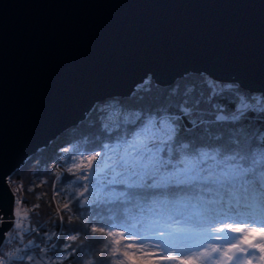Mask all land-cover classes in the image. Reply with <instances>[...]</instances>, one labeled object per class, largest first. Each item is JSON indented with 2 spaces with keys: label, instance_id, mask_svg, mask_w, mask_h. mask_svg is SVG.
<instances>
[{
  "label": "water",
  "instance_id": "obj_1",
  "mask_svg": "<svg viewBox=\"0 0 264 264\" xmlns=\"http://www.w3.org/2000/svg\"><path fill=\"white\" fill-rule=\"evenodd\" d=\"M187 73L264 98V0H0V243L29 155L97 102Z\"/></svg>",
  "mask_w": 264,
  "mask_h": 264
},
{
  "label": "snow or ice",
  "instance_id": "obj_2",
  "mask_svg": "<svg viewBox=\"0 0 264 264\" xmlns=\"http://www.w3.org/2000/svg\"><path fill=\"white\" fill-rule=\"evenodd\" d=\"M177 133L168 117L148 118L131 139L125 134L117 138L115 145L105 143L100 151L82 160L73 158L76 162L67 171L77 180H90L91 173L97 197L118 205L109 217L114 221L111 225L83 221L93 236L110 238L99 249L97 259L109 264H244L245 260L248 264H264V155L258 154L246 139L230 138L217 146L204 147L176 140ZM102 156V164H95ZM208 160L223 167L201 177L199 165ZM78 172L84 174L77 175ZM201 179L221 190L215 198L197 197L194 201L188 195L194 182ZM110 185H121L122 190L116 191ZM89 190V184H84L77 199ZM145 192L156 194L144 198ZM16 203L20 205L19 200ZM87 203L86 199L79 201L80 207ZM65 210L71 211L67 202L57 213ZM147 213L155 219L146 226ZM16 216L20 222H14L15 228L20 229L28 216ZM112 227L121 231L113 232ZM84 234L87 236V231ZM114 237L118 239H111ZM67 239L76 241L79 235H69ZM221 240L230 246L225 249L213 243ZM27 259L31 261L32 257ZM0 264L6 261L0 258ZM85 264L94 261L89 259Z\"/></svg>",
  "mask_w": 264,
  "mask_h": 264
},
{
  "label": "trees",
  "instance_id": "obj_3",
  "mask_svg": "<svg viewBox=\"0 0 264 264\" xmlns=\"http://www.w3.org/2000/svg\"><path fill=\"white\" fill-rule=\"evenodd\" d=\"M254 94L258 93L242 91L232 83L213 81L204 74L187 73L168 86L157 85L146 78L129 97L106 98L94 104L77 126L62 131L7 176L9 190L20 201L19 206L15 205L18 213H22L21 217L25 213L28 216L23 227L16 229L13 223L4 233L0 249L7 239L12 245L21 244L25 248L19 256L22 259H11L8 264H29L28 256L44 259L45 264H85L89 259L94 264H109L97 256L110 238L93 236L90 229H85L83 221L87 219L97 226L111 225L114 221L109 217L118 205L102 202L97 197L90 182L93 177L90 180H77L74 175L59 177L56 160L65 166L73 154L100 151L105 143L115 145L118 137L127 134L131 138L148 118L159 120L162 117H168L169 123L178 129L175 139L182 143L195 142L207 147L225 143L230 138L246 139L252 142L258 154L264 155V106L250 107ZM65 147L70 150L63 152ZM200 165L202 170L219 171L223 167L211 160ZM84 184H89L90 190L78 200ZM110 187L122 190L121 185ZM220 191L211 182L205 183L201 179L194 182L188 195L212 199ZM155 194L142 193L144 198ZM85 199L88 203L80 207L79 201ZM65 202L71 211L58 214L57 209ZM34 205L39 207L34 208ZM69 216L72 217L71 223ZM154 219L152 213H147L145 225H150ZM110 230L121 231L119 227ZM69 235H79V239L69 241ZM66 245L70 247L66 249Z\"/></svg>",
  "mask_w": 264,
  "mask_h": 264
},
{
  "label": "built area",
  "instance_id": "obj_4",
  "mask_svg": "<svg viewBox=\"0 0 264 264\" xmlns=\"http://www.w3.org/2000/svg\"><path fill=\"white\" fill-rule=\"evenodd\" d=\"M92 153H85V152H79V153H76L73 155L72 159L69 160L68 164L67 165H62L60 162L56 161L55 162V167L58 169L59 172V177L61 176H73L71 173H69L67 171V168L70 167L74 162L73 158L76 157V158H79L82 160L83 157L85 156H88V155H92ZM86 162V161H85ZM98 162V160L96 161ZM75 171V169H74ZM82 172H78V174H81ZM91 175V173H90ZM18 201V199L14 196L13 194V199H12V207L14 206V203L17 204L16 202ZM10 244L9 247H6L7 244ZM25 248L22 246V245H12L9 241H7L5 243V245L3 246L2 250H1V254H0V258L4 259L6 261V264L9 260V257H12V256H18L19 254H21L22 252L21 251H24Z\"/></svg>",
  "mask_w": 264,
  "mask_h": 264
},
{
  "label": "rangeland",
  "instance_id": "obj_5",
  "mask_svg": "<svg viewBox=\"0 0 264 264\" xmlns=\"http://www.w3.org/2000/svg\"><path fill=\"white\" fill-rule=\"evenodd\" d=\"M260 98V100H258ZM253 99L254 100H252L251 101V104H249L250 105V107H259V108H261V107H263L264 106V98H262L261 97V95L260 94H254V96H253ZM259 101V102H258ZM241 102H244L243 100H241ZM245 105H247V104H245ZM231 117V116H230ZM65 149H67V151H69L70 149L68 148V147H65L62 151L63 152H66L65 151ZM63 157V156H62ZM99 159V158H98ZM101 160H104L105 159V157H101L100 158ZM95 164H97V162H94ZM99 164V163H98ZM199 168L200 169H203V167L201 166V165H199ZM214 170H211V169H205V170H202L201 171V177L203 176V175H206L208 172H213ZM6 183H7V181H6ZM7 186H8V183H7ZM8 188H9V186H8ZM12 192V191H11ZM13 194V193H12ZM15 194V193H14ZM192 198H193V200L195 201L196 200V196H191ZM14 205H17V204H15L14 203ZM13 213H14V215L16 216V214L18 213V210H17V208L16 207H14L13 208ZM20 214V216H22V213H19ZM15 216H13L14 218H13V221H18L17 220V217H15ZM14 223V222H13ZM236 226H239V225H236ZM228 235H232V236H240V235H243V234H246V233H227ZM217 235H222V234H219V233H217ZM213 243H219V244H221V245H223V247L225 248V249H227L230 245H228V244H226L224 241H213ZM9 243L6 245V247H9ZM242 247H247V245H242ZM21 252H24V251H21ZM257 255H259V253H257ZM27 259V258H26ZM29 264H45V261H44V259H41V258H38V259H36V258H32L31 259V261H29ZM168 264H171V262H168ZM244 264H248V261L247 260H245L244 261ZM251 264H257V262L256 261H252L251 262Z\"/></svg>",
  "mask_w": 264,
  "mask_h": 264
},
{
  "label": "bare ground",
  "instance_id": "obj_6",
  "mask_svg": "<svg viewBox=\"0 0 264 264\" xmlns=\"http://www.w3.org/2000/svg\"><path fill=\"white\" fill-rule=\"evenodd\" d=\"M82 121V120H81ZM78 125V124H77Z\"/></svg>",
  "mask_w": 264,
  "mask_h": 264
}]
</instances>
